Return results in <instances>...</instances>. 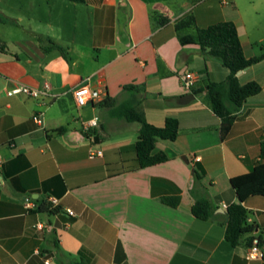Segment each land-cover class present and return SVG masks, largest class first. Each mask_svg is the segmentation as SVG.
<instances>
[{"label":"crops","instance_id":"0c3cea01","mask_svg":"<svg viewBox=\"0 0 264 264\" xmlns=\"http://www.w3.org/2000/svg\"><path fill=\"white\" fill-rule=\"evenodd\" d=\"M240 3L28 0L30 34L0 30V264H264L246 257L249 236L264 248V196L243 202L256 230L236 246L225 237L227 208L239 202L231 178L264 162V60L237 73L242 83L255 80L262 89L226 122L210 107L205 85L225 79L228 69L208 48L181 42L196 28L231 20L245 56L260 54L253 41H264V27L245 18ZM68 11L75 30L65 43L53 25ZM0 13L22 26L21 14ZM190 15L195 25L180 28ZM52 43L65 54L46 49ZM189 72L196 77L191 89L183 82ZM86 82L101 97L79 107L73 90ZM18 83L50 89L40 97L9 96ZM126 85L142 90L149 123L179 120L176 139L158 140L153 151L167 160L133 166L140 124L114 112L130 98ZM188 93L195 97L184 100ZM37 113H43L42 126L33 119ZM95 117L98 125L86 127ZM93 149L102 156L91 157ZM194 170L215 205L207 220L192 213ZM170 197L179 199L177 206L165 201Z\"/></svg>","mask_w":264,"mask_h":264},{"label":"trees","instance_id":"16d2710c","mask_svg":"<svg viewBox=\"0 0 264 264\" xmlns=\"http://www.w3.org/2000/svg\"><path fill=\"white\" fill-rule=\"evenodd\" d=\"M82 3L84 0H71ZM0 23H14L6 15L0 13ZM180 28L195 25L193 16H188L180 24ZM42 37H39L41 40ZM50 40V39H49ZM182 43H196L201 48H208L210 54L219 59L222 65L228 69V75L221 81L209 80L206 83L208 90L207 101L212 110L226 122H232L237 112L241 109L244 101L259 92L261 84L255 80L242 83L237 73L253 64L264 60V45L258 55L247 58L244 54L242 42L239 38L236 24L231 20L213 23L205 28H196L191 34L181 37ZM46 49H59L65 54V49L56 43ZM126 91L130 92V98L115 105L114 112L117 116L129 122L140 124L139 140L135 143L136 157L134 167H146L168 159L164 152L154 154V148L158 140L174 141L179 132V120L168 116L162 127L149 123L142 109V90L135 85H126ZM261 155L264 156V140L261 142ZM195 184L192 194L195 196V204L192 207L193 215L201 220H207L213 216L215 205L209 197L208 189L202 182V176L194 170ZM232 186L235 188L239 198L238 203H233L227 208L228 222L225 237L231 245L236 246L246 234H252L256 226L248 222V209L243 202L253 195L264 196V162L258 163L247 173L231 178ZM166 202L177 206L179 199L170 197ZM49 212H55V208H49L46 204L42 206ZM260 238L249 236L248 244L251 246ZM68 264H85L83 262H71Z\"/></svg>","mask_w":264,"mask_h":264},{"label":"rangeland","instance_id":"374dc122","mask_svg":"<svg viewBox=\"0 0 264 264\" xmlns=\"http://www.w3.org/2000/svg\"><path fill=\"white\" fill-rule=\"evenodd\" d=\"M27 2L28 0H0V8L8 12H15V13L21 14L23 16L22 17L23 21L21 24L22 26L18 27L11 23H8L5 25L0 23V30H2V28L4 27L3 28L4 30H7V31L9 30L11 31L10 33L12 35H17V36H27L28 34H30V28L28 27L26 23L28 21ZM240 2H241L240 3L241 11L243 12V15L245 16V18L255 19L256 21L260 22V26H262V29H263L264 27V0L263 1L256 0L257 4L255 5V7H254V4H250L247 0H240ZM71 14L72 13L70 11L66 12V15L68 16H66V18L61 21L56 19L53 25L54 30H55L54 32H56L55 34L56 35L60 34L61 36H63L62 41L65 43L69 42L70 38L73 37L74 35L75 24H74ZM37 25L41 26L42 28L41 30L45 32L42 25H40V23H37ZM81 26H84V24H79V27L77 25L78 29L80 28L78 32L79 38H83V36L85 35L83 30L81 29ZM262 29H260V31H262ZM3 33L6 34L5 32ZM258 34L260 35V33H257V36ZM257 38H261V37H257ZM263 45H264V41L262 42L253 41V46L255 47L257 52L260 51V47Z\"/></svg>","mask_w":264,"mask_h":264},{"label":"built area","instance_id":"2783aa9c","mask_svg":"<svg viewBox=\"0 0 264 264\" xmlns=\"http://www.w3.org/2000/svg\"><path fill=\"white\" fill-rule=\"evenodd\" d=\"M195 75L194 73H186L183 76V82L184 85L187 89H191L194 81H195ZM50 89L49 85H46L45 90H40L34 87L27 86L25 84L18 83L15 86L11 87L8 91L7 94L9 96L13 95H18V94H27L32 97H40L41 95H47L48 90ZM75 102L79 107L86 106L90 102L93 101H98L101 97V92L98 89H94L90 87V85L86 82L81 85H79L77 88L73 90ZM34 121L42 126L44 123L43 120V113H37L36 115L33 116ZM98 117H95L91 119L90 121L84 123L86 127H91V126H96L98 125ZM103 151L101 149H93L90 152L91 157H96V156H102ZM198 160V157L196 158ZM1 184V183H0ZM25 204L28 207H31V201L30 199H25ZM68 213L70 215H74V211L68 209ZM39 228H43L42 223H38L37 225ZM247 259H264V248L262 247L261 244H259L257 241L253 243V245L249 246L248 252L246 255ZM47 264H50L49 259L46 260Z\"/></svg>","mask_w":264,"mask_h":264},{"label":"water","instance_id":"95a60500","mask_svg":"<svg viewBox=\"0 0 264 264\" xmlns=\"http://www.w3.org/2000/svg\"><path fill=\"white\" fill-rule=\"evenodd\" d=\"M202 94L203 93L199 94V96L202 95ZM194 97H195V95L193 93H188V94H186V95L183 96V99L188 101V100L193 99Z\"/></svg>","mask_w":264,"mask_h":264}]
</instances>
